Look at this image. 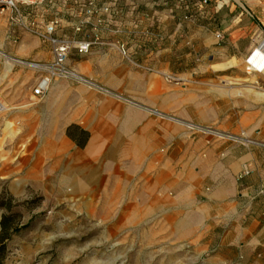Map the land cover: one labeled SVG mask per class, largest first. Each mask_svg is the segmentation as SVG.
Listing matches in <instances>:
<instances>
[{"label": "crops", "instance_id": "1", "mask_svg": "<svg viewBox=\"0 0 264 264\" xmlns=\"http://www.w3.org/2000/svg\"><path fill=\"white\" fill-rule=\"evenodd\" d=\"M47 24L55 25L54 36L66 44L91 43L86 54L69 48L66 65L116 95L92 97L119 107L117 96L137 99L171 116L264 143V0H41L16 10L0 8V101L6 107L0 132L41 126L34 120L43 112L30 106L29 97L42 74L10 59L50 63L52 47L42 38ZM173 79L185 88L163 84ZM57 101L76 107L81 99L68 87ZM57 119L54 132L71 126L88 132L81 123L87 113L80 108ZM149 125L154 131L149 157L161 159L162 131L157 120ZM185 149L195 178L215 185L208 199L217 207V221L237 224L240 212L254 215L249 219L258 231L248 238L253 249L264 246V150L241 151L205 139ZM246 169L250 174L240 179Z\"/></svg>", "mask_w": 264, "mask_h": 264}, {"label": "rangeland", "instance_id": "2", "mask_svg": "<svg viewBox=\"0 0 264 264\" xmlns=\"http://www.w3.org/2000/svg\"><path fill=\"white\" fill-rule=\"evenodd\" d=\"M91 83L103 92L53 80L49 103H43L45 97L40 101L29 97L30 106L43 112L34 120L40 127L7 132L5 125L0 132V221L10 217L11 234L2 264H264V246L253 249L248 238L258 231L249 219L254 215L243 211L237 224L221 225L217 207L208 199L215 185L195 178L185 162V146L205 139L241 151L264 148L193 131L188 125L206 127L137 99L117 96L122 105H111L92 95L114 94ZM182 83L163 81L178 91L185 88ZM67 86L81 99L76 107L57 101ZM101 104L107 105L102 116ZM78 108L87 113L81 123L88 132L82 134L74 126L65 133L53 131L59 115ZM123 109L128 116L122 115ZM152 119L162 131L161 159L149 157L154 131L146 127ZM10 121L16 127L17 122ZM99 121L112 127L101 140L96 133ZM52 138L55 142L47 143ZM105 144L103 153L92 158L93 147ZM245 172L240 179L250 174Z\"/></svg>", "mask_w": 264, "mask_h": 264}, {"label": "built area", "instance_id": "3", "mask_svg": "<svg viewBox=\"0 0 264 264\" xmlns=\"http://www.w3.org/2000/svg\"><path fill=\"white\" fill-rule=\"evenodd\" d=\"M40 4L41 0H0V8H8L11 10H16L18 6L21 5L34 6ZM54 31L55 25L47 24L44 27V34L42 35V38L49 42L52 47V61L50 63H35L23 60L10 59L11 63L16 66L31 68L42 74V77L39 79L36 86L32 89L31 98L37 101L43 99L48 93L53 80L70 81L73 83L85 85L89 88L92 87L97 92L102 91V89L100 88L95 89V85H93L90 80L82 77L75 71L68 68L66 65L67 52L69 48L75 49L79 54H86L88 53L91 47V43L87 41H75L70 44H66L54 36ZM4 111L5 107L2 103H0V114ZM150 112L155 116L163 117L160 113L156 111ZM188 127L193 131H198L207 135H213L225 141H232L234 143L254 145L255 147L264 148V143L261 142H251L249 140H245L235 136L214 132L213 130L207 128L195 127L191 125H188ZM247 174L248 173L245 172V175Z\"/></svg>", "mask_w": 264, "mask_h": 264}, {"label": "bare ground", "instance_id": "4", "mask_svg": "<svg viewBox=\"0 0 264 264\" xmlns=\"http://www.w3.org/2000/svg\"><path fill=\"white\" fill-rule=\"evenodd\" d=\"M106 107H107V105L106 104H101L100 106H99V109H98V114L99 115H103V114H105V111H106ZM136 118V117H135ZM134 118V119H135ZM163 118L164 119H166V120H168V121H176V120H174V119H171V118H167V117H165V116H163ZM177 122V121H176ZM179 123V122H178ZM146 128H148V129H150V125H148V127H146ZM96 133H98V137H97V139L98 140H101L102 139V137H104L106 134H109V131H111L112 132V127L108 124V123H104L103 121H99L98 123H97V126H96ZM98 130H100V131H98ZM47 143H49V141H47ZM106 147H107V145L105 144V145H101V146H96V147H93V148H95L92 152H91V156H92V158H97L98 156H100L102 153H103V151L106 149ZM130 147H133V146H130ZM126 156H128V157H130V156H132L131 154H127ZM137 156V155H136Z\"/></svg>", "mask_w": 264, "mask_h": 264}, {"label": "trees", "instance_id": "5", "mask_svg": "<svg viewBox=\"0 0 264 264\" xmlns=\"http://www.w3.org/2000/svg\"><path fill=\"white\" fill-rule=\"evenodd\" d=\"M78 145L81 146V143ZM9 221H10V217L8 216H3L0 221V264H2V261L5 256V245H6L5 242L9 240L11 237V234H9V231H10V228L8 225ZM12 233L13 234L17 233V230L12 229Z\"/></svg>", "mask_w": 264, "mask_h": 264}]
</instances>
